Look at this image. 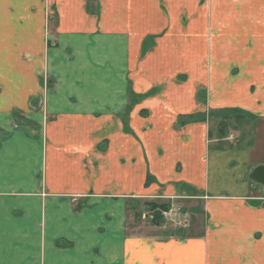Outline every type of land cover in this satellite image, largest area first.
<instances>
[{
	"label": "crops",
	"instance_id": "0c3cea01",
	"mask_svg": "<svg viewBox=\"0 0 264 264\" xmlns=\"http://www.w3.org/2000/svg\"><path fill=\"white\" fill-rule=\"evenodd\" d=\"M20 1H0V29L8 23L12 45L44 47L40 63L32 58L33 86L20 88L17 57L9 64L16 84L0 80V109H7L0 110V264H264L252 237L264 228V185L249 179L263 160L246 148L211 154L205 122L177 126L180 115L205 109L190 77L172 89L167 83L173 73L191 75L197 54L186 48L194 39L182 21L189 9L197 16L203 9L191 0H51L57 23L46 49L43 22L24 19L37 8ZM149 35L159 37L143 55ZM253 56L223 55V65ZM41 61L51 62L55 78L43 131L31 108L44 90ZM164 81L126 119L130 89L144 94ZM253 112L264 118V105ZM12 113L34 119L40 134L16 126ZM149 174L156 180L146 187ZM132 195L183 199L193 230L203 221L202 233L150 227L134 234Z\"/></svg>",
	"mask_w": 264,
	"mask_h": 264
},
{
	"label": "rangeland",
	"instance_id": "374dc122",
	"mask_svg": "<svg viewBox=\"0 0 264 264\" xmlns=\"http://www.w3.org/2000/svg\"><path fill=\"white\" fill-rule=\"evenodd\" d=\"M22 2L23 4L29 3V6L31 5L37 8L35 13L32 12L33 16L31 13L24 19L30 21L32 18L36 21L43 22V42H45V47L48 49L50 47L49 38L54 37L57 23L55 7L51 4V0H21L19 2L20 5ZM190 2L198 4L203 9V12L201 11V15L199 16L196 15L199 14L197 11L189 9L186 16L187 20L182 21L187 27L186 30L189 31L190 39H194V42L192 44L190 43L191 46L189 48L187 46L186 48L189 53L194 52L197 54V59L194 65L190 63L189 69L192 71L191 75L185 73V76L180 77V75L173 76V73L170 76V81L167 83H172V87H170L172 89L173 85L182 83L183 80L190 77L188 79L189 83L195 82L202 87V92H197L196 101L205 109L203 111L180 115L177 126L180 127V125L183 126L194 122H205L211 154L219 149L231 151L237 148H246L251 150V155L255 161L263 160L262 164L264 165V118L253 112L254 107L264 105V0H195V2L191 0ZM0 9L1 13L6 11V7ZM203 13L207 14V18ZM167 15L170 14L167 13ZM177 21L180 22L181 20L177 19ZM7 24L5 22L3 24L4 28L0 29V32L7 40L5 44H0V80H6L7 83L9 82L12 85L16 84L10 80V73L13 67L9 64L11 62L17 63L18 59L13 58L17 57L21 60L19 86L20 88L31 87L34 81L32 58L34 57L40 63L38 57L42 56V54L39 53L36 56V53L38 46L40 45L42 50L44 45L39 42V44L28 45L25 40H21L17 45H12L7 36L9 35L12 40H16L17 38L15 36L14 38L11 37L12 29H7ZM20 35H23V33H20ZM34 36L31 38L32 40ZM151 37L153 41L146 43V48L143 49V55L153 47L155 39L159 36L155 35L153 37L149 35V39ZM38 40L42 42L40 38ZM29 48H34L36 52L30 51ZM250 51L254 54L252 61H244L240 66L237 65L238 62L234 61L230 62V64L223 65V62L227 61L223 59V55L229 58H238L237 56L246 55ZM41 63L43 65L41 70H44L41 72L44 90L42 95L38 96V100L32 104L31 108L41 118L40 121L43 131L44 121L47 122L51 116L49 114L47 115L48 109L46 108V101L48 94L54 88L55 78L49 75L53 73L51 62L41 61ZM219 66L221 67L220 69ZM204 78L206 79L205 81H203ZM237 81H241L242 84L236 83ZM165 82L157 84L144 94H138L131 88L128 93L129 102L122 112L126 116V119L139 101L156 94L162 87H166L167 84ZM27 101L28 98H24V103ZM20 102H22V97L20 98ZM29 104L31 103L29 102ZM33 105L35 106L33 107ZM0 110L7 109L2 108ZM145 112L144 110L142 111L143 114H146ZM11 117L13 119L11 121L16 126L32 128L31 130L35 132L34 134H40L41 125L37 124L34 119L20 113H12ZM228 157L232 158L233 155L229 153ZM155 180V177L152 176V182ZM149 184L145 183L146 187ZM249 187L251 188V186ZM132 196H134L132 198L133 201L129 202L127 206L130 209L128 222H131V232L134 234H140L142 232L146 234L150 231V227L168 228L167 230L172 231V234L178 230H182L173 223V217L175 218V214L178 211L181 214H188L190 226L186 228L189 231L191 229V233H202L203 221L200 222L198 220L199 223L193 230L194 218L192 216V210H189L188 202H184L183 199H180L178 202L173 199V202L170 200V203L165 202L166 200H160V202L155 203L163 204L165 202L168 207L153 208L151 202L145 201L146 197ZM136 199L139 201L135 202ZM249 204L251 206H258V208L262 206L261 202L256 201H249ZM240 209L238 208V215H240ZM153 210L160 214L163 219L160 225L152 223L155 217L151 219L149 213ZM169 210L172 211L171 215L170 213L162 214V212H169ZM259 221L264 224L263 218ZM189 235L192 236L193 233ZM243 237L247 236L243 235ZM252 237L258 247L264 249V228L260 232H254ZM261 255H264V251ZM224 257L225 254L223 253L218 256L219 259ZM215 264H218V262L216 261ZM226 264H233V262L231 259H227Z\"/></svg>",
	"mask_w": 264,
	"mask_h": 264
},
{
	"label": "built area",
	"instance_id": "2783aa9c",
	"mask_svg": "<svg viewBox=\"0 0 264 264\" xmlns=\"http://www.w3.org/2000/svg\"><path fill=\"white\" fill-rule=\"evenodd\" d=\"M171 212L169 210V212L167 211H164L162 212V214H168L170 213L171 215ZM149 216L151 217V219H153L155 216H156V212L153 210L151 213H149ZM173 217V216H171ZM171 220V219H170ZM173 220H174V224L177 225V227L181 228V229H185L186 227H189L190 226V219H189V216L188 214H181L180 211H178V213L175 214V218L173 217Z\"/></svg>",
	"mask_w": 264,
	"mask_h": 264
},
{
	"label": "water",
	"instance_id": "95a60500",
	"mask_svg": "<svg viewBox=\"0 0 264 264\" xmlns=\"http://www.w3.org/2000/svg\"><path fill=\"white\" fill-rule=\"evenodd\" d=\"M249 179L264 185V165H258L254 167L249 174Z\"/></svg>",
	"mask_w": 264,
	"mask_h": 264
},
{
	"label": "trees",
	"instance_id": "16d2710c",
	"mask_svg": "<svg viewBox=\"0 0 264 264\" xmlns=\"http://www.w3.org/2000/svg\"><path fill=\"white\" fill-rule=\"evenodd\" d=\"M152 182V177L149 175L148 178H147V182L146 184H149ZM152 204V207L155 208V207H162V208H167L168 206L166 205V203L164 202L163 204H158V203H155V202H151ZM163 219L161 217L160 214L156 213V216L155 218L152 220V223L156 224V225H160L162 223Z\"/></svg>",
	"mask_w": 264,
	"mask_h": 264
}]
</instances>
